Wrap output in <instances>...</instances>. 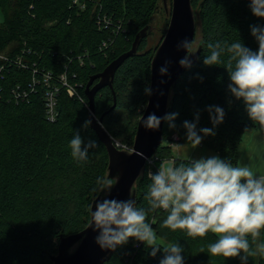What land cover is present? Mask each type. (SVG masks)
I'll use <instances>...</instances> for the list:
<instances>
[{"label":"trees","instance_id":"trees-1","mask_svg":"<svg viewBox=\"0 0 264 264\" xmlns=\"http://www.w3.org/2000/svg\"><path fill=\"white\" fill-rule=\"evenodd\" d=\"M162 1L0 0V51L11 50L0 61V264H52L51 256L57 253L60 237L77 233L88 223L90 205L99 190L97 179L105 178L108 155L90 125L83 126L88 120L85 86L92 75L130 49L135 35L150 23ZM191 5L194 10L200 6L194 42H201V51L198 60L185 68L172 85L174 99L168 114L178 113L176 127L170 128L164 121L163 141L152 156L153 173L163 159H172L177 166L192 161L173 156L171 150L172 143H191L186 138L184 121L196 123L201 144L234 166L246 130L263 131L249 118L243 100H237L228 90L231 81L224 63L227 54L221 56L224 62L214 66H205L203 59L210 54L208 42L241 41L257 51L251 27H264V18L253 15L250 0H191ZM98 14L119 20L124 31L113 34L110 27H101ZM168 21L166 16L156 42L143 38L137 53L121 63L113 78V89L105 86L95 95V115L104 113L102 124L107 132L113 138L126 134L129 146L147 103L152 55ZM109 38V46L100 49L101 42ZM27 49L29 54L21 53ZM17 55L27 67L17 66ZM41 69L50 70L59 86L53 121L45 118V85L42 81L33 84L32 80L33 75L40 78ZM62 72L68 83L82 84L77 88L78 96L68 95L66 87L57 81ZM114 96L115 106L111 108ZM210 106L224 110L222 123L213 125ZM202 128L212 129L214 135L204 136ZM77 130L85 143H96L83 162L74 160L69 148ZM148 168L146 163L136 181V205L147 211V222L161 249L153 257L150 248L142 242L135 246L138 241L130 238L104 264H159L165 255L163 247L170 243L183 247L184 264H241L239 257L228 259L208 253V245L217 239L210 232L194 239L184 231L173 232L162 226L168 213L150 210L146 199L151 184ZM259 242H264V231ZM247 264H264V257H249Z\"/></svg>","mask_w":264,"mask_h":264},{"label":"clouds","instance_id":"clouds-1","mask_svg":"<svg viewBox=\"0 0 264 264\" xmlns=\"http://www.w3.org/2000/svg\"><path fill=\"white\" fill-rule=\"evenodd\" d=\"M250 7L253 15L264 18V0H250ZM251 34L258 42L257 51H252L241 41L231 44L227 41L208 42L206 47L210 54L204 57L203 64H220L224 62L222 54H227L224 63L231 81L228 90L237 100H243L249 118L264 130V27L252 26ZM193 44L194 41L185 38L177 45L186 52L179 60L180 66L191 67L190 56L194 53L189 52ZM168 63L165 61V66L159 69L161 75L167 73ZM146 92L150 90L146 89ZM208 111L213 125L223 122L225 113L222 108L210 106ZM177 115L172 113L160 118L149 114L142 118V123L146 129L156 130L163 119L170 128H175ZM90 123L86 120L83 126ZM183 127L192 147L199 146L202 136L196 130V123L184 121ZM200 132L204 136L214 135L209 128H202ZM113 146L120 148L122 145L114 139ZM95 147V141L85 143L78 130L69 142L71 156L78 162L86 161L89 149ZM137 155L143 156L142 153ZM147 176L151 180L146 196L150 210L163 209L168 213L163 227L173 232L184 231L194 239L203 238L209 232L214 234L216 241L207 247L212 256L239 257L241 264H247L249 257H264V242H259L264 231V174L257 175L248 165L234 166L228 160L213 156L178 166L174 162L161 164L156 173L149 171ZM113 183L112 179H97L101 191L110 193ZM147 214L133 199L97 200L95 210L91 211L90 225L98 231L96 244L101 249L114 250L131 238L150 248V255L155 257L161 244L147 222ZM183 251L179 243L168 244L163 247L165 255L159 264H184Z\"/></svg>","mask_w":264,"mask_h":264},{"label":"water","instance_id":"water-1","mask_svg":"<svg viewBox=\"0 0 264 264\" xmlns=\"http://www.w3.org/2000/svg\"><path fill=\"white\" fill-rule=\"evenodd\" d=\"M202 2L200 3L201 6ZM193 9L191 0H168L162 1L166 16L169 18L165 33L159 44L154 50L150 64V83L147 103L141 116L137 121L136 132L133 143L130 148H114V138L107 132L102 124L104 113L99 117L95 115V95L105 86L113 89V78L117 68L130 55L137 53L140 41L154 36L152 26L157 14L161 11V5L157 6L156 13L150 23L141 29L134 37L131 47L128 51L122 53L112 60L101 72L92 75L86 86L85 94L88 99V120L91 121L90 127L95 131L99 140L104 144L108 164L105 172V180L114 181L110 193L100 188L93 198L90 210L89 221L86 226L79 232L67 236H61L59 239L57 253L51 256L52 264H104L113 255L114 250L101 249L95 242L98 231H94L91 225V211L95 210L97 200L105 198L117 200L133 199L136 202V181L142 176L147 159L153 156L157 148L163 141V123L156 130H149L143 126L142 118L149 114H155L163 118L171 110V104L174 99L172 85L184 71L185 67L180 66L179 60L182 59L186 52L178 49L177 45L187 38L194 41L198 34L199 23L198 11ZM201 51V42L195 41L189 54L191 64L198 60ZM167 73L161 75L159 69L165 66ZM113 91V90H112ZM115 106L114 102L111 108ZM142 153L143 156L137 155ZM119 178L118 181L116 178Z\"/></svg>","mask_w":264,"mask_h":264},{"label":"built area","instance_id":"built-area-1","mask_svg":"<svg viewBox=\"0 0 264 264\" xmlns=\"http://www.w3.org/2000/svg\"><path fill=\"white\" fill-rule=\"evenodd\" d=\"M78 0H73V3H77ZM82 7V6H81ZM97 21L99 23V25H101V27L103 28H111L113 34L118 33L119 31H124V29L121 27V23L118 21H114L110 16L107 15H102L100 17V14L97 15ZM109 42H112V39L109 38L108 42L107 40H104L101 42L99 48H107L109 46ZM30 53V50H23L22 53ZM14 62L17 64L18 67H27V64L23 61L22 56L21 55H17L14 58ZM80 63H82L80 61ZM40 78L38 79L37 75H33L32 76V80H33V84L39 83L40 81H42V83L45 85L46 89L44 92V103H45V118L46 120L49 121H53L55 119V115H56V106H57V93L59 91V86L58 84H56V82H54L55 76L54 74L50 71V70H43L41 69L40 72ZM57 81L59 83H61L63 86L66 87V91L68 93V95L70 96H78V91L77 88L81 87L82 84L75 82V84H70L67 82V76L65 72L60 73L59 75H57ZM18 93V92H17ZM20 94H18L19 96ZM25 93H22V96H24ZM88 107V104H87ZM174 139H177L176 135H173ZM175 143H172L171 145H173ZM153 160L154 158L150 157L149 159H147V163L149 164V168H148V172L151 171L152 172V166H153ZM140 242L138 241L135 246H139Z\"/></svg>","mask_w":264,"mask_h":264},{"label":"crops","instance_id":"crops-1","mask_svg":"<svg viewBox=\"0 0 264 264\" xmlns=\"http://www.w3.org/2000/svg\"><path fill=\"white\" fill-rule=\"evenodd\" d=\"M173 156L192 161L218 156L217 152L204 147L201 143L196 148L191 143H175L171 146ZM236 165H248L257 175L264 174V130L249 128L239 145Z\"/></svg>","mask_w":264,"mask_h":264},{"label":"rangeland","instance_id":"rangeland-1","mask_svg":"<svg viewBox=\"0 0 264 264\" xmlns=\"http://www.w3.org/2000/svg\"><path fill=\"white\" fill-rule=\"evenodd\" d=\"M165 17H166V14L164 13L163 8H162V4H161V11L159 14H157V16L154 20V24L152 26V30L154 31V36L151 38L152 39L151 42L154 43L158 39L159 34H160V29L163 27ZM2 20H3V17H2V14L0 12V23L2 22ZM22 51H21V53H22ZM10 52H11V50L8 48H5L2 51H0V61L6 59L10 55ZM125 137H126V134H124L118 138H114V139L120 141V143L122 145L121 147L130 148L131 146H129V144H127V142L125 141V139H127V138H125ZM172 162H173L172 159H163L162 161H160L158 163V165L160 167L161 164L166 165V164L172 163Z\"/></svg>","mask_w":264,"mask_h":264}]
</instances>
